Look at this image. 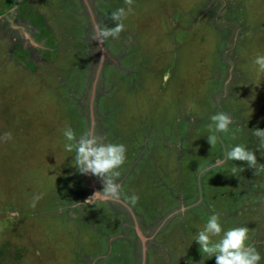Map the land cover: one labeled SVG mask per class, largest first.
Wrapping results in <instances>:
<instances>
[{"label": "rangeland", "instance_id": "rangeland-1", "mask_svg": "<svg viewBox=\"0 0 264 264\" xmlns=\"http://www.w3.org/2000/svg\"><path fill=\"white\" fill-rule=\"evenodd\" d=\"M0 2V264H215L195 240L213 212L264 264V172L225 158L245 144L264 164V0H134L103 43L124 0ZM65 127L126 145L119 200L78 171Z\"/></svg>", "mask_w": 264, "mask_h": 264}, {"label": "clouds", "instance_id": "clouds-1", "mask_svg": "<svg viewBox=\"0 0 264 264\" xmlns=\"http://www.w3.org/2000/svg\"><path fill=\"white\" fill-rule=\"evenodd\" d=\"M124 3L128 6L127 9L120 7L111 12L110 19L115 21V26H106L104 28L97 26L93 36L94 40H99L103 43L109 37L118 38L120 33L124 31L125 25L123 21L133 12L134 0H124ZM253 63L259 66L260 71H264V55H257ZM163 74L165 76V73ZM163 74L162 78L164 77ZM162 78L159 76L158 86H163L160 85L159 81L165 82L166 79L163 80ZM92 105L94 107V97ZM210 120L212 123L208 125V128L212 134L208 135L207 139L213 147L218 140V136L215 133H229L233 120L229 114L222 111L213 114ZM239 131V128L232 131L233 139L236 138V132ZM63 135L69 142L64 145L65 150L67 152H75L74 165L78 171L81 174L94 175L102 180V191L97 192L103 194L100 199L105 201L119 200L122 185L117 181L121 175L119 169L126 160V145L107 142L104 135L98 134L93 129L86 130L78 138L71 127H65ZM252 135L259 140L256 148L260 151L264 150V129L254 128ZM0 139L4 142L11 140V132L4 133ZM225 158L227 160L246 162L248 167L255 169V175L264 172V164H260L257 167L255 150L249 149L245 144H236L230 150H226ZM243 170L242 168L239 169L241 172ZM232 172L235 175L237 169L233 168ZM40 199H42V194L35 195L31 201V206L34 208ZM125 199L135 205L139 200V196L133 194L126 196ZM214 237H219V239H214ZM148 239H151V237ZM195 240L198 242L200 251L205 257L211 258L215 256V264H260L262 259L261 253L256 246L249 243V228L247 226H234L224 230L220 222V214L217 212H213L209 216L203 229L196 235ZM142 251H144L143 247Z\"/></svg>", "mask_w": 264, "mask_h": 264}, {"label": "trees", "instance_id": "trees-1", "mask_svg": "<svg viewBox=\"0 0 264 264\" xmlns=\"http://www.w3.org/2000/svg\"><path fill=\"white\" fill-rule=\"evenodd\" d=\"M162 71H163V70H162ZM165 72H166V71H163V73H165ZM161 74H162V73H161ZM80 83H81L80 85L83 86L82 82H80ZM74 85H75V84H74ZM80 89H83V88L80 87ZM89 92H90V90H89Z\"/></svg>", "mask_w": 264, "mask_h": 264}, {"label": "bare ground", "instance_id": "bare-ground-1", "mask_svg": "<svg viewBox=\"0 0 264 264\" xmlns=\"http://www.w3.org/2000/svg\"><path fill=\"white\" fill-rule=\"evenodd\" d=\"M1 3V2H0ZM37 9V8H36ZM67 40V39H66ZM68 206V205H67ZM81 213V212H80ZM150 213V212H149Z\"/></svg>", "mask_w": 264, "mask_h": 264}, {"label": "crops", "instance_id": "crops-1", "mask_svg": "<svg viewBox=\"0 0 264 264\" xmlns=\"http://www.w3.org/2000/svg\"><path fill=\"white\" fill-rule=\"evenodd\" d=\"M21 51V50H20ZM77 82V81H76Z\"/></svg>", "mask_w": 264, "mask_h": 264}]
</instances>
